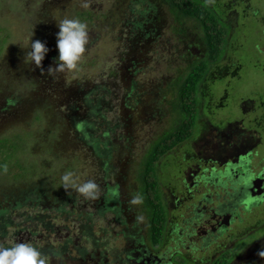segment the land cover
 <instances>
[{"label": "rangeland", "instance_id": "1", "mask_svg": "<svg viewBox=\"0 0 264 264\" xmlns=\"http://www.w3.org/2000/svg\"><path fill=\"white\" fill-rule=\"evenodd\" d=\"M202 1L221 18L226 42L202 85L192 136L158 161L169 224L156 249L139 172L154 141L186 117L173 100L175 82L207 55L201 24L177 19L164 0H0V138L19 146L29 181L60 196L93 188L101 195L107 181L118 182L127 226L108 213L95 227L109 264H131L129 248L145 254L141 264H182L181 256L183 264H211L240 241L246 244L231 264H264V0ZM81 120L91 124L90 135ZM233 138L241 153L251 152L238 165L233 155L199 153ZM96 139L110 160L108 174ZM9 176L0 174L1 195L11 190ZM78 224L60 219L59 232L40 225L38 236L25 224L12 227L17 234L0 241V264H25L23 248L44 244L47 234L55 244L72 234L90 249ZM124 230L137 232L142 251ZM79 256L71 247L37 263L101 264Z\"/></svg>", "mask_w": 264, "mask_h": 264}, {"label": "trees", "instance_id": "2", "mask_svg": "<svg viewBox=\"0 0 264 264\" xmlns=\"http://www.w3.org/2000/svg\"><path fill=\"white\" fill-rule=\"evenodd\" d=\"M164 1L175 13L177 19L185 16L194 18L201 24L205 35L207 55L199 61H195L194 65L192 63L185 77H180V80L175 82V85H177V96L173 100L177 103L179 112L185 113L186 117L179 119L172 130L165 131L161 137L154 141L148 149L143 161V167L139 172L142 188L138 192V196L142 204V211L147 216L149 240L156 249H160L165 243L169 224L167 203L165 202L162 188L158 186V161L168 151L192 136L198 118L199 94L203 91L202 85L211 73L212 62L221 59L226 42V30L220 21L221 18L204 1ZM99 102L101 103V101ZM79 123V129L82 128L86 136L90 135L91 131L89 130L91 129L89 127L91 124H88L87 120ZM97 140L94 143V147L98 152V156L104 157L108 174L109 170H112L109 165L110 160L103 154ZM19 150V146L8 137L0 138V174L10 175L9 177L12 180L10 182L12 184L10 192L6 191L2 194L3 196L0 194V198H2L0 201V241L4 240V237L17 234L11 233L13 231L11 230L12 227L17 229L25 224V228L32 235L38 236L37 229L40 225L45 226V229L51 233H57L61 229V227L56 226L58 220L74 219L79 223L77 228L80 237L90 244V249L86 245L76 242L72 234L64 235L63 240H60L58 244L51 242L50 236L47 234V236L41 237L45 241L43 242L44 244L40 245L38 241L33 240V243L29 246L30 248H23L22 262L25 264H38L37 260L40 259L42 261L44 256L63 257L73 247L83 260L89 256L98 259L101 264H109L108 252L106 253L99 248L101 245L105 246L106 244L102 243L100 237L97 236L95 227L98 218H106L108 213L115 214V217L110 220L111 222L120 220L127 226L129 220L126 214L123 215L125 206L123 205L124 201L118 182L111 184L107 181L105 183L106 190L101 195L96 194L93 188L92 191L91 189L86 190L84 195L69 191L60 196L44 184L39 185L27 179L24 163L17 160ZM110 153L111 151L109 150ZM1 186L3 185L0 183ZM49 200L52 207L48 204ZM89 206L93 207V210ZM122 216L124 218H121ZM62 227L68 230L70 226L63 225ZM104 231L107 232L108 227ZM123 235L129 240L136 238L138 241L141 239L137 232H129L128 230H124ZM245 244L244 241H240L236 248L225 249L211 264H231ZM132 250L134 249L129 248L126 251L127 254ZM117 255L118 253L114 252L113 257L115 258ZM181 258L179 260L180 263H185L187 258L185 256H181Z\"/></svg>", "mask_w": 264, "mask_h": 264}, {"label": "flooded vegetation", "instance_id": "3", "mask_svg": "<svg viewBox=\"0 0 264 264\" xmlns=\"http://www.w3.org/2000/svg\"><path fill=\"white\" fill-rule=\"evenodd\" d=\"M82 122L84 121V120H81ZM232 136L233 135H231V137L230 138H232ZM240 144H242V142H240L238 139H235L234 140V138L233 139H228V140H226L225 142H223V143H218L217 145H214L213 146V149L211 148V151L212 152H207L205 149H203V150H200V154H201V152L202 153H204V156L206 155V154H208L209 156H210V158H214V160L216 159V155H218V157L217 158H220V157H229V156H231V155H233V160H235L234 161V164L236 163L237 165H238V163L240 164V163H242V161L241 160H239L244 154H246V155H249V154H251V152L249 151L248 153H241L240 152ZM237 145V146H236ZM218 148L219 150H220V152L217 154H215L214 153V150H215V148ZM233 147H236V148H233ZM233 151V152H231V151ZM251 151H253V150H251ZM226 152V153H225ZM230 152V153H229ZM230 162V161H229ZM262 178H261V181L262 180H264V170H263V174H262V176H261ZM260 180V179H259ZM163 195H164V193H163ZM232 205H234V204H232ZM231 208H232V206H231ZM136 239V238H135ZM137 240V239H136ZM132 243H133V245L135 244L136 245V248H135V250L136 249H138L137 248V243L136 242H134V239L132 240ZM139 250H141L142 251V249H139ZM143 250H145V249H143ZM132 253H134V255L132 254ZM136 253H138L139 254V252H135V251H130L129 252V254H127V256H126V258L128 257L129 258V261H130V259H131V264H141L137 259H139V258H145V256H143V255H145V254H143L142 252L140 253V255H135ZM118 256V255H117ZM117 256L115 257L117 260H119L118 258H117ZM128 258H127V261H128Z\"/></svg>", "mask_w": 264, "mask_h": 264}, {"label": "water", "instance_id": "4", "mask_svg": "<svg viewBox=\"0 0 264 264\" xmlns=\"http://www.w3.org/2000/svg\"><path fill=\"white\" fill-rule=\"evenodd\" d=\"M249 179H250V178H249ZM249 179H248V181L246 180L245 183H249Z\"/></svg>", "mask_w": 264, "mask_h": 264}]
</instances>
